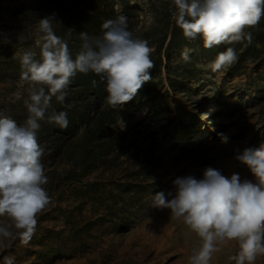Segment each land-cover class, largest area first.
<instances>
[{"label": "rangeland", "instance_id": "374dc122", "mask_svg": "<svg viewBox=\"0 0 264 264\" xmlns=\"http://www.w3.org/2000/svg\"><path fill=\"white\" fill-rule=\"evenodd\" d=\"M171 12V0H0V111L20 123L28 85L16 53L34 47L39 18L55 16V34L74 57L80 32L99 35L104 20L123 14L149 41L155 65L152 80L116 110L92 72L72 79L64 103L53 98L69 121L67 128L41 121L38 132L53 202L31 241L11 242L0 264L6 256L16 264H187L196 234L168 209L151 207V197H167L177 177L202 178L209 166L254 179L236 156L264 145V19L247 30L251 43L208 49L202 37L186 38ZM227 47L237 61L212 72L209 62ZM234 251L224 246L212 264H229Z\"/></svg>", "mask_w": 264, "mask_h": 264}, {"label": "clouds", "instance_id": "9594fccd", "mask_svg": "<svg viewBox=\"0 0 264 264\" xmlns=\"http://www.w3.org/2000/svg\"><path fill=\"white\" fill-rule=\"evenodd\" d=\"M171 6L174 25L188 39L202 37L208 49L251 43L247 30L264 19V0H171ZM53 20L54 15L39 18L34 47L16 53L20 80L28 85L23 99L26 118L20 123L0 111V251L16 240L26 246L36 232L38 217L53 202L38 132L41 121L60 128L69 124L67 113L53 108V98L64 103L72 79L92 72L104 85L106 104L116 110L152 80L154 49L129 30L125 15L104 20L99 35L80 32L74 57L67 42L55 34ZM191 51L184 49L181 59L187 62ZM237 59L236 50L227 47L208 66L218 72ZM219 135L223 143L228 142L227 136ZM236 159L254 179H241L238 173L228 177L209 166L202 178L177 177L175 191L167 197L163 192L151 197V207L168 209L172 218L196 234L198 242L187 264H212L229 244L235 249L229 264H257L264 257V145L245 148ZM3 264H16L15 257H4Z\"/></svg>", "mask_w": 264, "mask_h": 264}, {"label": "trees", "instance_id": "16d2710c", "mask_svg": "<svg viewBox=\"0 0 264 264\" xmlns=\"http://www.w3.org/2000/svg\"><path fill=\"white\" fill-rule=\"evenodd\" d=\"M174 44H176V39L174 38L171 42V46H174Z\"/></svg>", "mask_w": 264, "mask_h": 264}]
</instances>
